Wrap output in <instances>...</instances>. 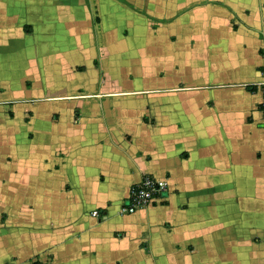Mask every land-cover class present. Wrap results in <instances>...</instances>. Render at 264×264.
Masks as SVG:
<instances>
[{
    "label": "crops",
    "instance_id": "0c3cea01",
    "mask_svg": "<svg viewBox=\"0 0 264 264\" xmlns=\"http://www.w3.org/2000/svg\"><path fill=\"white\" fill-rule=\"evenodd\" d=\"M263 36L264 0H0V264H264Z\"/></svg>",
    "mask_w": 264,
    "mask_h": 264
},
{
    "label": "built area",
    "instance_id": "2783aa9c",
    "mask_svg": "<svg viewBox=\"0 0 264 264\" xmlns=\"http://www.w3.org/2000/svg\"><path fill=\"white\" fill-rule=\"evenodd\" d=\"M260 55L264 62V36L261 39ZM261 111V127L264 130V102L260 107ZM165 181L159 180L150 174H144L139 181L128 186L123 196L120 206L121 213H135L141 208L149 205L156 197H159L165 189ZM92 216H99L98 209L94 208L90 211Z\"/></svg>",
    "mask_w": 264,
    "mask_h": 264
},
{
    "label": "trees",
    "instance_id": "16d2710c",
    "mask_svg": "<svg viewBox=\"0 0 264 264\" xmlns=\"http://www.w3.org/2000/svg\"><path fill=\"white\" fill-rule=\"evenodd\" d=\"M32 264H40V263H32Z\"/></svg>",
    "mask_w": 264,
    "mask_h": 264
}]
</instances>
